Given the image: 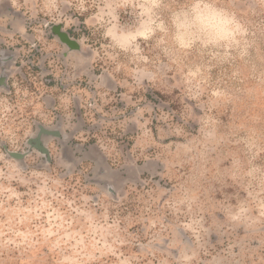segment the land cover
Segmentation results:
<instances>
[{"label":"clouds","instance_id":"obj_1","mask_svg":"<svg viewBox=\"0 0 264 264\" xmlns=\"http://www.w3.org/2000/svg\"><path fill=\"white\" fill-rule=\"evenodd\" d=\"M0 264H264V0H0Z\"/></svg>","mask_w":264,"mask_h":264}]
</instances>
